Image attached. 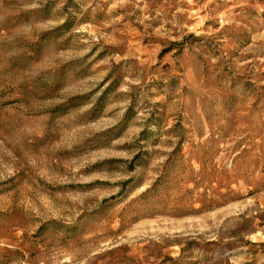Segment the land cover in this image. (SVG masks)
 Returning <instances> with one entry per match:
<instances>
[{
	"label": "rangeland",
	"instance_id": "1",
	"mask_svg": "<svg viewBox=\"0 0 264 264\" xmlns=\"http://www.w3.org/2000/svg\"><path fill=\"white\" fill-rule=\"evenodd\" d=\"M0 264H264V0H0Z\"/></svg>",
	"mask_w": 264,
	"mask_h": 264
}]
</instances>
